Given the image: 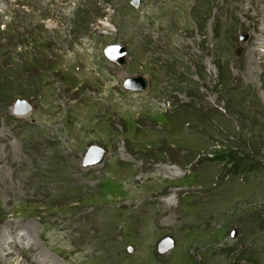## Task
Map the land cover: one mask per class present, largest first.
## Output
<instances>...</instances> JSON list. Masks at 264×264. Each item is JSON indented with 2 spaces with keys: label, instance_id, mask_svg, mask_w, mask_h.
<instances>
[{
  "label": "rangeland",
  "instance_id": "rangeland-1",
  "mask_svg": "<svg viewBox=\"0 0 264 264\" xmlns=\"http://www.w3.org/2000/svg\"><path fill=\"white\" fill-rule=\"evenodd\" d=\"M211 3L0 0V264H264V93Z\"/></svg>",
  "mask_w": 264,
  "mask_h": 264
},
{
  "label": "bare ground",
  "instance_id": "bare-ground-1",
  "mask_svg": "<svg viewBox=\"0 0 264 264\" xmlns=\"http://www.w3.org/2000/svg\"><path fill=\"white\" fill-rule=\"evenodd\" d=\"M210 1L213 3V7L216 9L217 12L219 10H220L219 12H221L222 10L223 13L226 12L227 14L229 13L232 14V17L234 16L235 13H240V16H242L245 19V21L246 20L249 21L248 26L240 25V27H243V29H239L240 33L248 34L247 43L245 44V46H248L247 47L248 49L246 50V52H244V56H243L244 65L241 67L242 74L246 80L245 85L247 84L253 90L258 89L264 93V46H263L264 44V0H210ZM243 5H246L244 9H242ZM217 12H216V15H217ZM176 15L177 13H174V16ZM173 199H175V196L171 195L169 196V199L166 198L164 202L166 204H171V202L174 201ZM7 232L8 230L6 232L4 231L2 232V234L7 237L6 239L1 240L2 243H0V250L2 248V250L5 251L8 248L12 249L14 247H17L16 245L18 242L14 243L13 240L9 241L10 238H8ZM3 253L4 252L1 251L0 260L6 259L5 257L7 255L6 254L4 255ZM34 263L41 264L42 262H40L39 260L37 261L34 260Z\"/></svg>",
  "mask_w": 264,
  "mask_h": 264
},
{
  "label": "water",
  "instance_id": "water-1",
  "mask_svg": "<svg viewBox=\"0 0 264 264\" xmlns=\"http://www.w3.org/2000/svg\"><path fill=\"white\" fill-rule=\"evenodd\" d=\"M240 50L237 51V55ZM104 58L114 64L116 67L121 68L126 63L127 49L122 45L106 46L103 50ZM122 87L127 91L143 92L147 89V82L143 76L128 77L123 80ZM31 109V105L24 99H17L14 102L13 113L15 115H27ZM105 151L99 146H90L84 157L81 160L82 168L94 167L102 163ZM233 237V234H232ZM174 242L170 238L163 239L157 248L159 254H165L172 249ZM131 252V250L129 251Z\"/></svg>",
  "mask_w": 264,
  "mask_h": 264
},
{
  "label": "flooded vegetation",
  "instance_id": "flooded-vegetation-1",
  "mask_svg": "<svg viewBox=\"0 0 264 264\" xmlns=\"http://www.w3.org/2000/svg\"><path fill=\"white\" fill-rule=\"evenodd\" d=\"M245 264H247V263H245Z\"/></svg>",
  "mask_w": 264,
  "mask_h": 264
}]
</instances>
